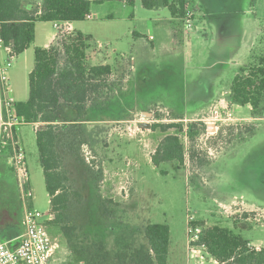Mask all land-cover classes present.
<instances>
[{
  "label": "rangeland",
  "instance_id": "1",
  "mask_svg": "<svg viewBox=\"0 0 264 264\" xmlns=\"http://www.w3.org/2000/svg\"><path fill=\"white\" fill-rule=\"evenodd\" d=\"M188 6L187 17L174 18L168 8L148 9L142 0H91L90 18L74 22L73 31L90 37L86 64H110L113 72L91 92L85 123L71 124L74 115L63 112V130L70 133L61 146L74 141L98 177L67 159L85 195L71 209L77 224L71 241L50 224L55 215L36 137L42 123L19 128L30 199L35 209L52 215L48 228L60 264H135L138 252L147 258L150 251L144 234L149 223L170 227L167 264H220L203 247L197 251L203 258L194 256L202 223L227 227L251 247L264 248V113L254 116L250 105L233 104L228 93L239 68L255 65L264 54V0H189ZM39 28L41 43L56 30L67 37L51 21ZM34 46L12 59L0 48V63L10 61L16 102L29 98ZM144 122L150 127L142 128ZM162 124L182 128L164 131ZM169 134L180 137L184 162L156 168L151 156ZM3 153L1 237L18 231L28 201L9 161L12 150Z\"/></svg>",
  "mask_w": 264,
  "mask_h": 264
},
{
  "label": "trees",
  "instance_id": "2",
  "mask_svg": "<svg viewBox=\"0 0 264 264\" xmlns=\"http://www.w3.org/2000/svg\"><path fill=\"white\" fill-rule=\"evenodd\" d=\"M142 3L148 9L166 7L174 18H185L188 15L189 0H142ZM90 14L91 0H42L41 3L0 0V37L5 46L12 48L11 56L15 57L28 50L35 41L38 22L83 21ZM262 32L264 38V25ZM89 39L81 32L74 31L66 38L57 34L49 47H36L35 64L29 75V98L15 104L16 113L27 122L42 123L36 130V137L46 189L51 197L50 210L55 215L50 224L59 228L69 241L73 239L77 228V224L71 220V209L81 203L85 195L77 188L67 159L82 164L95 181L98 177L81 158L80 148L76 147L74 141L66 143L68 147L61 146L63 136L70 133L63 130L67 127L63 112L74 115L71 124L85 123L91 92L100 86V79L113 72L110 64H86ZM230 99L234 104L250 105L256 117L264 113V54L255 65L239 68L230 83ZM92 105L97 106L98 103ZM159 126L164 131L177 126L182 128L177 124ZM184 156V145L180 137L169 134L158 144L151 160L156 168H160L162 164L171 161L183 163ZM27 198L31 206V199L29 196ZM202 225L204 228L198 244H203L220 264H264V248L257 250L251 247V242L242 235L219 224ZM144 234L150 251L147 258L142 251L138 252L133 262L167 264L170 227L167 224L149 223L145 226Z\"/></svg>",
  "mask_w": 264,
  "mask_h": 264
},
{
  "label": "built area",
  "instance_id": "3",
  "mask_svg": "<svg viewBox=\"0 0 264 264\" xmlns=\"http://www.w3.org/2000/svg\"><path fill=\"white\" fill-rule=\"evenodd\" d=\"M90 16L88 15L87 18ZM54 26L65 35H71L74 32L72 22L69 21H56ZM0 48L9 54L8 58H14L11 56L12 48L5 46L1 37ZM8 66H10V61L8 64L0 63V153L9 147L12 150L9 161L15 168L23 196L27 198V196H32V191L29 186L30 177L26 155L19 135L20 126L27 121L15 111L16 100L12 93ZM158 111L164 110L158 108ZM162 113L165 116L169 115L166 111ZM213 114L217 117L216 110ZM26 204L22 217L23 232L18 244L11 246L8 242L0 241V264H60L56 256V243L52 241L48 228L52 215L35 209L33 205L28 204L27 200ZM196 231L199 233V228H196ZM199 234H196L193 240L197 241L193 244L197 250L193 249V251H195V257L203 258L197 252L199 247L205 248L203 244H198Z\"/></svg>",
  "mask_w": 264,
  "mask_h": 264
},
{
  "label": "crops",
  "instance_id": "4",
  "mask_svg": "<svg viewBox=\"0 0 264 264\" xmlns=\"http://www.w3.org/2000/svg\"><path fill=\"white\" fill-rule=\"evenodd\" d=\"M35 2H37V3H41L42 1H38V0H35ZM41 22H38L37 24H36V36H35V48L36 47H49L54 41H55V39H56V37H57V30H56V32L55 33H52L51 35H49L48 37H47V40L46 41H44L43 43H41L42 41H41V39H42V29L41 28H39V24H40ZM54 24V23H53ZM72 25L74 26V22H72ZM55 27V26H54ZM39 42V43H38ZM27 51V50H26ZM230 87V86H229ZM222 92V91H221ZM228 93H230V89H229V91H228ZM229 96V95H228ZM217 100V97L215 98V99H213V100H210L209 98L206 100V102H208V103H211V102H213V101H216ZM207 103V104H208ZM221 103V102H220ZM234 104V103H233ZM7 160H6V153H3L1 156H0V180H2L3 179V177H4V175H6V166H7V162H6ZM14 177H15V180L17 181V177H16V175H15V173H14ZM19 189H20V187H19ZM21 190V189H20ZM21 192H22V190H21ZM7 194V196H8V193H6ZM23 194V193H22ZM0 196H5V195H0ZM24 197V196H23ZM26 203H23V208H22V211H21V222H20V227H19V229H18V231L15 233V234H8V235H6L5 237L3 236V237H1L0 236V241H5V242H8L11 246H16L17 244H18V242H19V240H20V237H21V235H22V232H23V226H22V217H23V213H24V209H25V207H26ZM32 205H33V203H32ZM244 206V205H243Z\"/></svg>",
  "mask_w": 264,
  "mask_h": 264
},
{
  "label": "water",
  "instance_id": "5",
  "mask_svg": "<svg viewBox=\"0 0 264 264\" xmlns=\"http://www.w3.org/2000/svg\"><path fill=\"white\" fill-rule=\"evenodd\" d=\"M140 126L142 128H149L150 127V124L148 122H144V123H141Z\"/></svg>",
  "mask_w": 264,
  "mask_h": 264
}]
</instances>
